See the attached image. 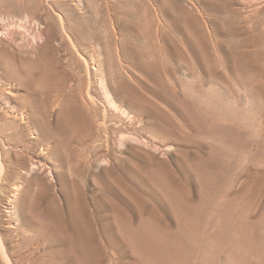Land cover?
<instances>
[{
	"label": "rangeland",
	"instance_id": "rangeland-1",
	"mask_svg": "<svg viewBox=\"0 0 264 264\" xmlns=\"http://www.w3.org/2000/svg\"><path fill=\"white\" fill-rule=\"evenodd\" d=\"M52 1L0 0L3 92L9 87L30 97V84L41 83L39 66H52L56 57L82 69L85 48L93 44L83 37L92 31L102 38L117 33L127 60L120 61L121 69L113 45L103 51L91 46L108 57L107 75L117 72L123 81L110 83L109 103L99 105L101 113L122 120L118 128L110 126V152L101 147L89 159L81 139L85 129L77 121L64 131L68 167L55 168L51 179L39 168L21 181L61 219L53 241L62 252L42 262L264 264V1L251 7L247 0ZM34 9L56 51L43 49L41 60L37 51L22 63L9 33L16 28L15 35ZM95 94L104 100L98 89ZM55 140L62 156L63 131ZM84 159L92 161L85 173ZM9 195L10 185L0 183V232L16 260L20 240L8 236L4 222L14 217ZM27 211L25 203L22 213ZM4 257L0 250V264H6Z\"/></svg>",
	"mask_w": 264,
	"mask_h": 264
},
{
	"label": "bare ground",
	"instance_id": "bare-ground-1",
	"mask_svg": "<svg viewBox=\"0 0 264 264\" xmlns=\"http://www.w3.org/2000/svg\"><path fill=\"white\" fill-rule=\"evenodd\" d=\"M247 1L245 3H249L250 5H248L251 7V5L261 0ZM38 16L40 15L38 14ZM39 22L34 9L33 14L25 17L24 23L21 22L22 24H19L18 22L20 32L16 30L19 34L17 37H15L17 33L14 35V29L16 28L12 29V27L11 29L14 32L9 31L10 33L8 32L9 29L7 30L10 36L9 39L15 43L21 53V57L18 60L22 61V63L27 62V57L25 56L36 54L37 51L40 52L39 60L45 55V52L42 51L43 49L48 48V52L52 53L56 51L52 50L50 45L53 39L51 38L52 36H49L45 30L40 28ZM65 24L63 20V27H65ZM118 36L113 31L105 38H102L98 32L92 31L83 38L93 44L97 43L100 48L113 45L117 63L123 69L120 61H126L127 55L124 53V48L119 49L120 40ZM77 41H79V38ZM79 42L82 41L80 40ZM91 46L90 49L85 48L86 54L83 57L81 56L84 61L82 69L76 61L70 62L68 59L66 63H63L57 57L52 66L46 67V69L39 66L38 76L41 83L38 85L30 84L35 88L34 93L30 97L16 96L9 87L4 92L3 89H0V101L7 100L0 106V183L10 185V195L7 198V203L11 205L9 212L14 216L10 217L12 219L9 218V220L5 218L4 222L7 225L8 236L16 238L15 240H20L14 246L17 247L16 251L18 253V258L15 260L11 258V253L7 254L3 243L4 237L0 232V250L5 256L6 264H44L42 261L46 257L52 258L54 254L62 252L58 250L60 249L59 247L56 249L55 241H53L56 235L54 226L61 219L56 217L54 212L49 211L51 210L49 205H43L39 202V197H31L33 194L29 195L27 186H22L21 184L23 183L21 181L25 179V175H30V173L39 168H46L47 176L51 179L55 168L67 166L71 155L67 135L64 133L67 130V126L74 128L77 125V121L82 123L85 134L81 139L89 159L96 155L101 147L105 148L104 151L106 153L110 152L111 138L113 136L111 133L114 132V130L110 129V126L118 128L122 120L120 121L115 117L109 118L105 110L101 113L99 105L102 102L105 105L109 103L106 98V89L109 84L122 83L123 81L122 76L117 72V74L112 72L110 76L107 75L109 71L107 72L106 69V59L108 57L105 59L104 55L102 56L100 53L96 55L95 48ZM104 48H102V51ZM85 56H88L87 60H85ZM10 58L16 59L14 54H11ZM32 63L36 64V61H32ZM110 66L111 63L109 64ZM0 88H2L1 85ZM97 89L103 93L101 97L104 100L100 99V96H96L95 91ZM9 97L15 98V105L10 103ZM25 99H28L29 103H26ZM52 117H54L53 123L50 120ZM128 119L132 121L131 118ZM123 125L125 126V124ZM26 131L31 135L28 140L23 138ZM57 131H63L65 138L62 156H57L56 154L58 141L55 140V134ZM78 140L80 141V139ZM10 150L13 151L11 157L9 156ZM36 152L37 154H35ZM41 157H44V159H40ZM101 157L104 161L105 155H101ZM89 159H84L83 164L81 163L80 165V169L84 173L92 167L90 166L92 161ZM44 161L55 162L57 165L54 163L55 166H49ZM58 175H60L58 184L61 186L64 183V178L61 174ZM13 180L16 181L11 184L10 181ZM29 181L25 180L27 184ZM48 200L50 202V199ZM25 203L28 205V211L24 214L22 213V205ZM15 219L19 220V224L16 223ZM58 226L64 229L60 233L66 237V242L69 243V237L66 236L68 230L66 222H61ZM62 245L64 244L60 243L58 246ZM61 249L64 250V246ZM64 259L62 260L63 262L60 261V264L65 263Z\"/></svg>",
	"mask_w": 264,
	"mask_h": 264
}]
</instances>
